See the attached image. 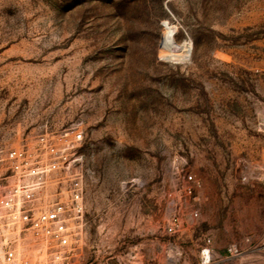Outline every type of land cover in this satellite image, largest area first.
I'll return each instance as SVG.
<instances>
[{
    "label": "rangeland",
    "instance_id": "374dc122",
    "mask_svg": "<svg viewBox=\"0 0 264 264\" xmlns=\"http://www.w3.org/2000/svg\"><path fill=\"white\" fill-rule=\"evenodd\" d=\"M76 131L86 237L49 264H264V0H0V173Z\"/></svg>",
    "mask_w": 264,
    "mask_h": 264
},
{
    "label": "built area",
    "instance_id": "2783aa9c",
    "mask_svg": "<svg viewBox=\"0 0 264 264\" xmlns=\"http://www.w3.org/2000/svg\"><path fill=\"white\" fill-rule=\"evenodd\" d=\"M74 135L71 141L67 134L43 133L29 145L7 152L8 167L0 173V264H49L84 243L86 170L84 155L74 150L82 133ZM186 180L200 185L194 174ZM174 224L179 225L178 219ZM237 251L236 246L229 248L231 255ZM211 260L206 245L201 263Z\"/></svg>",
    "mask_w": 264,
    "mask_h": 264
},
{
    "label": "bare ground",
    "instance_id": "6f19581e",
    "mask_svg": "<svg viewBox=\"0 0 264 264\" xmlns=\"http://www.w3.org/2000/svg\"><path fill=\"white\" fill-rule=\"evenodd\" d=\"M166 47V46H165ZM188 47L187 43H184L181 45V49L185 50V48ZM167 48V47H166ZM176 49V48H175ZM177 50V49H176ZM188 50V49H187ZM180 51V50H179ZM178 53V50H177Z\"/></svg>",
    "mask_w": 264,
    "mask_h": 264
}]
</instances>
